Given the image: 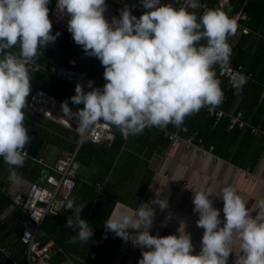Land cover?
<instances>
[{
  "label": "clouds",
  "instance_id": "clouds-1",
  "mask_svg": "<svg viewBox=\"0 0 264 264\" xmlns=\"http://www.w3.org/2000/svg\"><path fill=\"white\" fill-rule=\"evenodd\" d=\"M49 3L0 0V157L9 166L12 182L18 179L16 169L23 167L31 139L24 111L33 90L28 65L60 35L52 33ZM139 4L146 9L139 17L126 5L120 18L109 22L105 0H57L56 9L68 17L67 30L74 42L104 67L102 88L89 80L91 90L86 92L77 83L70 99L82 108L73 112L67 100L61 104V121L71 126L75 119L81 137L101 121L117 128L125 139L150 127H180L186 117L223 102L216 67L230 62L229 37L238 30L228 14L232 12L206 9L197 14L199 0H182L179 7L161 0H139ZM246 82L241 73L231 78L236 90ZM191 191L194 211L199 213L196 224L204 230L198 253L185 229L179 235L150 234L155 209L149 204L135 210L118 205L104 226L142 249L138 264H227L237 242L241 257L236 264H264V199L257 201L261 213L253 217L234 186L223 187L219 194L204 188ZM161 196L157 192L150 203L163 210L168 200ZM211 196L223 200V225ZM65 200L63 208L74 211L67 220V227L76 230L71 242L87 243L93 230L81 218L84 203Z\"/></svg>",
  "mask_w": 264,
  "mask_h": 264
},
{
  "label": "crops",
  "instance_id": "crops-1",
  "mask_svg": "<svg viewBox=\"0 0 264 264\" xmlns=\"http://www.w3.org/2000/svg\"><path fill=\"white\" fill-rule=\"evenodd\" d=\"M248 1L242 0L239 11H243ZM262 1L264 3V0ZM165 3L170 2L166 0ZM131 11L136 14L134 9ZM106 19H110L109 14ZM257 33L264 38V24L258 26ZM78 76V83L82 84L86 91L91 90L88 87L89 80L93 81V87L95 86L92 77L80 74ZM237 108L238 100L231 106V110ZM245 118L250 125H264L251 123L247 115ZM207 131L209 134L212 127ZM246 132L242 131L236 138L216 135L209 144L203 139L206 145L214 146V157H202L196 150L186 148L178 140L166 148L159 146L161 152H150V145L138 144L141 134L125 139L120 132V137L124 138L125 142L114 162H106L110 167L85 169L88 174L84 176L79 173L76 178V187L71 198H75L77 205L84 203L80 215L93 230L90 240L87 243L79 240L71 242L72 237L76 235V230L67 227L68 218L74 215L71 209L62 208L59 216L49 217L45 231H41V241L51 242L56 251L51 264H138L142 258V249L134 246L130 239L125 241L104 226V222L118 210V205L135 210L141 204H149L155 209L150 234L179 235V230L183 232L185 229L190 234L193 245L195 242H201L204 230L196 224L199 213L194 211L191 190L204 188L219 194L223 187L234 186L239 195L247 201L250 214L253 217L259 215L261 210L256 204L264 199V135L253 137L247 132L251 137L249 140L242 138ZM61 151L47 145L39 159L43 163L53 164ZM83 169L81 168L80 172ZM4 177L5 174L0 173V183L4 181ZM28 184L25 185L24 191ZM157 192L162 194L161 198L167 197L168 206L163 210L159 205L150 203L156 199ZM17 193L19 192L13 190L11 195ZM210 199L213 200V206L220 210L223 225V200L216 196H211ZM18 210L11 205L0 216V250L12 264H19L14 263L12 256L16 253L14 248L18 239H14L15 234L9 232L14 226H18L16 221L21 219L20 216L17 217ZM199 251L194 245V253ZM239 255L241 253L237 242L230 257ZM24 260L25 258L21 257V264H25ZM0 264H4L3 260H0Z\"/></svg>",
  "mask_w": 264,
  "mask_h": 264
},
{
  "label": "trees",
  "instance_id": "trees-1",
  "mask_svg": "<svg viewBox=\"0 0 264 264\" xmlns=\"http://www.w3.org/2000/svg\"><path fill=\"white\" fill-rule=\"evenodd\" d=\"M135 1L137 0H133V2ZM167 1L174 4V0ZM201 1L205 2L209 7H213L217 2V0ZM55 2L56 0H50L48 5L49 15ZM174 5L177 6L176 4ZM241 6L242 0L239 2H237V0H231L229 11L232 13L237 12ZM195 11L197 14H200L199 10ZM243 11L249 16L248 22L244 25L249 31L247 34L236 32L234 36L229 37V43L232 46L230 63L235 67L241 66L243 74L246 77H250V79H247L242 89L236 90L228 80L218 77V75L217 78L221 80L224 96L228 100L226 109H230L234 102L238 100L237 110L243 111L245 109L244 114L250 117L251 123L264 124V38L260 37L257 33L258 26L264 24V3L262 0H249L243 7ZM57 32H59L60 35L56 38L55 42L49 43L47 46L41 48L42 54L32 63L39 68L36 71L29 70L32 83L31 89L44 90L63 102L67 100L69 106L82 108L83 104L75 105L70 99L75 95L76 85L69 84L54 77L48 73L47 68L49 66H65L72 68L77 74L85 77H92V79L95 80L94 87L102 88L105 84L103 78L104 67L99 59L87 56L84 53L82 47L74 42L72 34L59 30L53 26V35ZM14 50L18 51V49ZM24 111L27 116L25 125L28 128L31 139L25 146V149L28 150V157L23 167L17 168L16 172L18 175L26 177L30 182L38 183L39 180L43 182L45 169L37 165L35 161L39 160L42 156L45 147L51 145L61 150L73 151L78 145L79 137L59 125L42 119L27 109ZM33 121H35V123ZM183 124L187 128V132L182 134L183 136L197 133L198 136L205 140L206 144H209L216 135L219 137L234 136L236 138L240 136L242 132L239 130H228L225 121L215 122L213 118L207 116L203 111L186 117ZM112 127L114 139L110 144L104 143L98 145L88 140L82 144L78 155V162L81 168L100 169L102 167L108 169L110 166L107 165L106 162H114L125 139L120 137V132L117 131L114 126ZM211 127L212 131L208 134L207 130ZM175 128V126L170 124L171 130ZM242 138L251 140L247 132L243 134ZM139 143L146 146L150 145V148L152 147L150 152H161L159 146L166 148L171 144L168 139L164 138L163 133L158 129H154L153 131L145 129L138 139V144ZM0 169L6 172V175H9V166L4 163L2 157H0ZM11 205H13L11 198L7 193H4L2 187H0V216ZM19 216L21 217V212L18 210L17 217ZM49 217L50 216L44 219L41 225V231H45ZM16 222L18 226H14L9 232L14 233L18 239L22 227L18 220ZM41 231L38 236L39 239ZM15 247L16 253L12 255L13 261L14 263L21 264V257L24 258V247L18 240L16 241ZM18 247H20V249ZM0 260H3L4 264H12V261H8L7 258L5 259L2 250H0Z\"/></svg>",
  "mask_w": 264,
  "mask_h": 264
},
{
  "label": "built area",
  "instance_id": "built-area-1",
  "mask_svg": "<svg viewBox=\"0 0 264 264\" xmlns=\"http://www.w3.org/2000/svg\"><path fill=\"white\" fill-rule=\"evenodd\" d=\"M165 1L166 0H161L162 3H165ZM105 2L107 9L104 15L105 17L107 14L110 15L109 22H111L113 17L119 19L120 13L126 5L136 11V14L133 15L137 17L146 11V9L139 4V0L135 2L129 0H105ZM56 3L57 0L50 12L49 18L54 27L71 34L67 30L68 17L56 9ZM174 3L179 7L182 0H174ZM199 3L201 6L196 10H199L200 13L206 9H219L227 12L230 8L229 0H217L213 7H209L201 0H199ZM228 14L237 22V32L241 31L243 34H247L248 29L244 27L242 22L247 21L248 16L241 11ZM38 68L37 65L35 66L32 63L28 65L29 70L36 71ZM47 71L54 77L72 85H77L79 81L78 74L72 68L65 66H49ZM216 72L218 77L224 78L231 83L232 76L236 73L243 74V69L241 66L235 67L229 62L224 67L217 66ZM246 79L249 80L250 77H246ZM27 99L28 107L26 109L28 111L77 134L79 137V143L75 150H62L60 156L57 157V160L51 166H47L40 159L35 161L37 165L45 169L43 184L30 182L25 192H19L11 197L13 205L21 212V219L19 222L22 229L18 241L24 247L23 256L25 258V264H51L56 251L51 242H44L39 239L38 235L41 231V225L47 216H59L64 203H66L65 198H71L76 187V178L81 170V165L78 162V155L82 144L86 140L94 144H110L114 139L112 133L113 127L101 121L89 130L86 138L81 137L76 131L75 119L70 122L71 126L61 121L60 117L63 116L61 111L62 100L57 99L55 96L41 89L31 90ZM227 102L228 100L224 96L222 104L218 107H204L200 111H203L207 116L213 118L215 122L225 121L228 130L247 131L249 135L253 137L264 135V125H250L242 110L226 109ZM69 107L73 112L79 109L75 106ZM146 129L151 131L158 129L163 133L164 138L168 139L171 143L178 140L182 142L186 148L196 150L202 157H214V146L206 145L203 138L198 136L197 133L186 136L182 135L187 132V128L184 124L173 130L170 129V125L163 129L157 127ZM25 151L28 157V150L25 149ZM194 245L196 248L200 249V242H195ZM240 257L241 255L236 257L229 256L227 263L236 264Z\"/></svg>",
  "mask_w": 264,
  "mask_h": 264
},
{
  "label": "rangeland",
  "instance_id": "rangeland-1",
  "mask_svg": "<svg viewBox=\"0 0 264 264\" xmlns=\"http://www.w3.org/2000/svg\"><path fill=\"white\" fill-rule=\"evenodd\" d=\"M57 149H59V148H57ZM59 150H61V149H59ZM45 164H46V163H45ZM46 165H47V166H51V165H52V162H51V164H46ZM86 169H87V168H86ZM0 173H1V174H5L4 181H2V182L0 183V187H2V191H3L4 193H7V195H8L9 197H12L11 192H13V190H14V191H17V192L24 191V189L26 188L25 185L28 184V183H30V180H27L26 177H22V176H20V175H18V179H17L16 182H12V181L9 180V175H6V172H4V171L2 170V171H0ZM80 174H83L84 176H86V175L88 174V171H86L85 168H84V169L80 172ZM6 176H7V177H6ZM26 180H27V181H26ZM38 183L43 184L42 180H41V181L39 180ZM10 188H11V190H10ZM24 192H25V191H24ZM6 210H7V209H6ZM6 210H5V211H6ZM5 211H4V212H5ZM38 236H39V235H38ZM13 238H14V239H17L15 235L13 236Z\"/></svg>",
  "mask_w": 264,
  "mask_h": 264
}]
</instances>
